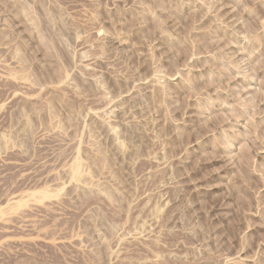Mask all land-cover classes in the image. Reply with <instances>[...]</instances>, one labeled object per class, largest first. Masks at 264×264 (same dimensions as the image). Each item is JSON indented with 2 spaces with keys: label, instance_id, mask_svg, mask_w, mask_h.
<instances>
[{
  "label": "rangeland",
  "instance_id": "374dc122",
  "mask_svg": "<svg viewBox=\"0 0 264 264\" xmlns=\"http://www.w3.org/2000/svg\"><path fill=\"white\" fill-rule=\"evenodd\" d=\"M0 264H264V0H0Z\"/></svg>",
  "mask_w": 264,
  "mask_h": 264
}]
</instances>
